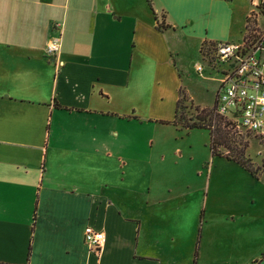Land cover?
<instances>
[{
  "label": "crops",
  "instance_id": "1",
  "mask_svg": "<svg viewBox=\"0 0 264 264\" xmlns=\"http://www.w3.org/2000/svg\"><path fill=\"white\" fill-rule=\"evenodd\" d=\"M232 1L0 0V264H190L187 241L157 224L183 215L189 193L159 194L147 141L119 128L173 119L178 95L157 112L162 85L180 78L189 48L202 60V44L235 42ZM263 172L248 173L264 192ZM87 225L105 234L98 251ZM245 264H264V249Z\"/></svg>",
  "mask_w": 264,
  "mask_h": 264
},
{
  "label": "rangeland",
  "instance_id": "2",
  "mask_svg": "<svg viewBox=\"0 0 264 264\" xmlns=\"http://www.w3.org/2000/svg\"><path fill=\"white\" fill-rule=\"evenodd\" d=\"M228 7L234 11L228 30L233 31L237 42L244 28L241 13L250 7L249 0H233ZM224 23L220 19L214 25ZM259 54L256 53V56ZM184 60L180 78L166 80V87L162 85L165 90L160 89L163 98L159 100L161 106L158 114L170 113L174 95L177 96L179 91L185 96L180 111L186 117L196 113V105L214 106L215 87L221 73L213 71L208 62L201 60L196 47L189 48ZM199 63L204 67L202 73L195 70ZM217 67L222 70L226 64L219 63ZM208 74L215 80H206L204 76ZM165 121L143 119L136 128L127 125L119 128L123 129L125 139L147 141L144 152L150 156L146 164L147 175L149 180L160 185L157 186L161 187L159 194L175 202L181 199L183 192L189 193L186 205L181 207L183 215L165 218L157 223L158 229L165 227L163 229L167 232L182 235L183 240L187 241L186 256L190 264L198 259L199 264H245L256 252L264 249V221L259 222L257 217V211L262 210L260 206H264V192L258 188V181L253 183L248 171L236 162L211 155L209 130L178 128ZM232 129V139L247 141V155L255 165L262 166L264 141L260 135ZM150 140H153V144H150ZM251 194L255 196L257 204L251 203ZM204 202H208L209 207L204 208ZM211 202L215 205L213 209ZM257 205L260 206L256 208Z\"/></svg>",
  "mask_w": 264,
  "mask_h": 264
},
{
  "label": "built area",
  "instance_id": "3",
  "mask_svg": "<svg viewBox=\"0 0 264 264\" xmlns=\"http://www.w3.org/2000/svg\"><path fill=\"white\" fill-rule=\"evenodd\" d=\"M256 10L249 15L250 25L241 41L214 42L209 54L202 60L208 62L213 71L220 72L215 113L233 119L238 129L256 135L264 134V0H257ZM248 24V23H247ZM61 37H51L46 42L49 55L59 52ZM256 53H260L256 56ZM212 57V59L210 58ZM219 63L226 68L219 70ZM204 67L199 63L196 70ZM84 241L94 251L105 242L103 231L87 225L83 232Z\"/></svg>",
  "mask_w": 264,
  "mask_h": 264
},
{
  "label": "trees",
  "instance_id": "4",
  "mask_svg": "<svg viewBox=\"0 0 264 264\" xmlns=\"http://www.w3.org/2000/svg\"><path fill=\"white\" fill-rule=\"evenodd\" d=\"M249 16L247 18L248 28L250 25ZM214 42H208L201 45L200 53L205 58L209 54V49ZM212 59V57H210ZM185 100L182 91H179L178 98L176 101V108L174 117L172 120L165 121L178 128L192 129V128H205L209 130L210 135V150L211 155L224 157L228 160L234 161L239 164L242 168L248 171L252 176L258 177L262 166H256L251 158L246 153L248 142L243 139H232L231 132L233 129H238L235 126L233 119L219 115L215 113L214 106L212 107H196L194 108L196 113L189 117H186L180 108L183 107L182 102ZM249 132V131H247ZM251 133V132H249ZM237 141V142H236ZM198 244V241H197ZM197 244L195 250V256L197 255Z\"/></svg>",
  "mask_w": 264,
  "mask_h": 264
}]
</instances>
